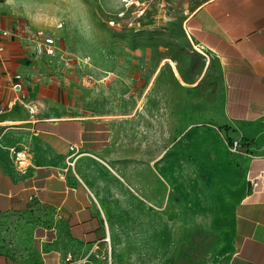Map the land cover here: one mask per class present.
<instances>
[{
	"label": "rangeland",
	"instance_id": "1",
	"mask_svg": "<svg viewBox=\"0 0 264 264\" xmlns=\"http://www.w3.org/2000/svg\"><path fill=\"white\" fill-rule=\"evenodd\" d=\"M200 1L162 7L154 0L139 22L111 25L115 17L99 0H0L24 18L56 25L64 60L89 57L88 65L55 66L59 80L85 75L58 89L66 115L104 116L116 145L132 147L111 153L109 181L120 192L99 202L102 238L82 255L91 264H228L235 253V209L251 182L240 148L214 120L220 69L213 61L198 81L206 57L183 29L185 12ZM45 220L17 216L5 224L8 238L17 225L35 223L25 235L37 243Z\"/></svg>",
	"mask_w": 264,
	"mask_h": 264
},
{
	"label": "crops",
	"instance_id": "2",
	"mask_svg": "<svg viewBox=\"0 0 264 264\" xmlns=\"http://www.w3.org/2000/svg\"><path fill=\"white\" fill-rule=\"evenodd\" d=\"M136 1L142 6L131 8L124 19L131 25L154 4ZM99 3L112 16L124 9L122 0ZM10 9L9 3L0 4V264H59L67 255L81 258L102 238L99 202L120 192L109 181L111 153L132 147L116 145L112 121L104 116L66 115L69 107L58 89L76 79L55 75L66 52L62 31ZM182 25L206 57L198 81L213 61L220 69L224 91L214 120L238 142L251 182L235 209L236 250L228 264H264V0H201L185 12ZM38 29L55 38L56 57L38 55L25 37ZM171 67L182 80L172 61ZM78 76L79 85L85 75ZM16 82L21 93L12 88ZM26 105L35 106V112ZM13 151H23L25 160H16ZM17 216L44 217L47 233L35 243L25 234L37 224L22 223L13 229L11 242L5 224Z\"/></svg>",
	"mask_w": 264,
	"mask_h": 264
},
{
	"label": "built area",
	"instance_id": "3",
	"mask_svg": "<svg viewBox=\"0 0 264 264\" xmlns=\"http://www.w3.org/2000/svg\"><path fill=\"white\" fill-rule=\"evenodd\" d=\"M123 3V10L117 13L114 17L111 18L110 24L116 25L119 24L120 21H123L126 17V14L129 10L133 7H141L142 4L136 0H122ZM143 11H139L142 13ZM141 14H137L135 16H140ZM4 36L8 35V31H3L2 33ZM27 40L34 42L36 53L40 56H47V57H56L58 55V46L55 38L52 35L47 34L43 29H38L34 32L29 33L25 36ZM89 57H75L69 58L64 60V65L66 67H70L73 64H82L88 65L89 64ZM17 80L20 79V76H16ZM12 88L18 92H22V86L19 82L13 84ZM19 98L22 100L23 96L20 94ZM27 106V105H26ZM29 110L33 113L35 112V106H27ZM239 147L238 142H234L233 148L237 149ZM73 149V148H72ZM15 159L18 161H23L26 158V155L23 151H13ZM59 264H91L88 257H81L75 258L72 255H67L62 262Z\"/></svg>",
	"mask_w": 264,
	"mask_h": 264
},
{
	"label": "bare ground",
	"instance_id": "4",
	"mask_svg": "<svg viewBox=\"0 0 264 264\" xmlns=\"http://www.w3.org/2000/svg\"><path fill=\"white\" fill-rule=\"evenodd\" d=\"M196 49L199 51V52H203L200 48L196 47Z\"/></svg>",
	"mask_w": 264,
	"mask_h": 264
}]
</instances>
